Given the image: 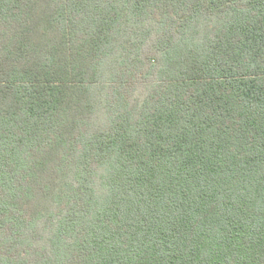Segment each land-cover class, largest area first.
Wrapping results in <instances>:
<instances>
[{"label":"trees","instance_id":"trees-1","mask_svg":"<svg viewBox=\"0 0 264 264\" xmlns=\"http://www.w3.org/2000/svg\"><path fill=\"white\" fill-rule=\"evenodd\" d=\"M0 264H264V0H0Z\"/></svg>","mask_w":264,"mask_h":264}]
</instances>
